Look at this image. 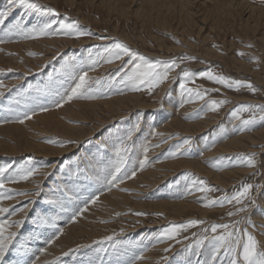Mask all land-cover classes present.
Segmentation results:
<instances>
[{
    "label": "rangeland",
    "instance_id": "obj_1",
    "mask_svg": "<svg viewBox=\"0 0 264 264\" xmlns=\"http://www.w3.org/2000/svg\"><path fill=\"white\" fill-rule=\"evenodd\" d=\"M114 1L32 0L42 8L54 9L59 15L53 17L43 12L14 8L5 19L14 21L11 29L6 28L8 32L18 22L23 23L25 29L39 28L52 21L56 22L53 28L58 29L60 22H76L78 31L86 33L78 38L75 35L57 34L28 39L15 32L6 37L2 35L3 24L0 25V35L6 37V40L0 37L3 40L0 42L7 45L3 52L6 62L0 63V80L3 79L0 81V103L11 98L13 107L17 109V113H10V119L6 122V118L0 117L1 126L7 123L22 125L24 145L26 140L33 141L40 152L44 147L66 152L59 157L53 154L56 157L52 158L37 156L24 146L16 147L21 143L16 136L0 133V169H7L3 178L8 194H12L7 216L13 217L14 223L22 221L21 225H24V214L27 215L30 209L40 210V202L57 204L61 209L64 206L66 211L69 208L66 219L58 223L63 228L75 223L81 225L78 217L95 209V215L92 213L91 218L85 217V226L88 233L96 231L98 235L90 236L86 242H79L75 250L66 252L68 256L77 255V251L86 252L87 259L93 264L96 261V264H133V261L141 264L152 249V264H211V246L205 242L202 247L196 248V241L202 238L204 229H209L207 234L211 236L212 225L234 224L236 221H244L239 227L247 228L264 248V134L260 135L261 140L257 139L256 144L247 141L246 147L219 149L222 143L233 138L252 136L264 130V122L259 120L264 112L258 109L243 112L239 118L231 115L243 105L264 107V0H234L243 5L230 9L222 5L223 9L222 0H165L167 7L171 5L173 8L187 3L186 10L190 9V13L179 14L176 7L175 11L166 15L163 23L151 12L148 13L152 2L120 0V6L113 8L114 5L111 6L109 2ZM153 4L166 12V8L161 6L163 3ZM9 7V0H0V13L7 12ZM249 7L257 12L251 13ZM114 41L126 44L152 62L175 59L179 67L170 71L167 80L151 91L144 86L132 91L126 80L132 68L127 63L129 57L112 64L101 60L95 71L91 70L93 61L100 59L104 49ZM13 46L18 48L10 49ZM43 57L45 60L42 62L39 59ZM181 57L188 59L181 60ZM12 59L18 61L17 65L23 64V69L7 62ZM239 65H243V68ZM184 71L193 74L191 80L183 78ZM206 71L229 80H239L244 85L251 84L255 91L243 86L239 89L236 86L227 87L201 77L200 74ZM84 72H88L90 81L88 95L97 98L74 99L57 107L56 102L70 94ZM97 80L99 84L95 83ZM181 83L187 89L205 93L204 98L198 99L194 95L190 98L187 92L182 94ZM128 96L137 97L138 105L141 102L142 107L149 109L141 110L137 102H131L132 106ZM115 99L117 101L114 102ZM212 101L225 103L212 111ZM79 104L82 108H79ZM122 104L125 106L122 107ZM67 108H72V111L66 112ZM25 114L31 118L25 119ZM253 115L257 123L241 131L242 121L251 119ZM19 119L24 122H17ZM198 121L208 123L203 131L185 133L181 129L183 126L180 127V124L191 125ZM97 126L98 131H95ZM67 128L71 131L68 132ZM130 133L132 138L128 140ZM82 136L84 140L79 144L78 139ZM186 140L191 143L185 145ZM121 144L129 148L127 163L118 174V179L110 183L119 159L116 151ZM145 147L149 149L146 154ZM173 152H179V157L174 158L171 155ZM145 155L147 163L141 169L140 163L145 160ZM246 156H254L255 167L240 163L239 158ZM191 162L199 166V171L194 170L196 167L193 165V168ZM213 164H217V167H212ZM28 169L38 171L28 179L20 180L21 170ZM147 171L155 172L154 176L149 178L148 174L138 180ZM223 173H228L227 180L223 179L227 185L212 179ZM9 177L18 182L9 183ZM120 177H123V182ZM192 178L205 181L213 191H188ZM245 184L253 186L250 199L254 203L245 200L243 204L247 211L229 216V212H237L241 207L235 203H225L223 207H204L208 201L230 197ZM37 190L39 195H36ZM121 192L131 196L121 209L106 200L107 196L103 197L109 194L114 198ZM178 200L190 206L180 213L169 210L168 204ZM160 204L168 208L165 206L164 210ZM106 213L108 216H105ZM16 214L20 215L16 218L13 216ZM191 220L203 223L181 230L176 239L158 241L164 229ZM107 237L113 239L107 240ZM66 253L64 257H67ZM221 260L227 264L224 257L215 264H221Z\"/></svg>",
    "mask_w": 264,
    "mask_h": 264
},
{
    "label": "snow or ice",
    "instance_id": "obj_2",
    "mask_svg": "<svg viewBox=\"0 0 264 264\" xmlns=\"http://www.w3.org/2000/svg\"><path fill=\"white\" fill-rule=\"evenodd\" d=\"M10 7L7 12L0 13V25L4 24L5 19L7 18L9 12L12 11L14 8H22L26 12H43L49 14L53 17L58 16L59 14L52 8H42L41 5L32 2V0H9ZM55 21L50 23H45L42 27L36 28H28L25 29L24 24L18 22L14 25L15 32L18 34L23 35L25 38L28 39H38L48 35H57V34H64L67 36L75 35L77 38L79 36L85 35L86 33L80 32L77 29V23H65L60 22L58 29H54L53 25ZM51 30V31H50ZM12 31V30H10ZM90 34V33H88ZM251 47V45H248ZM239 55H243V53H239ZM124 57H129L127 61L128 64L132 65L131 71L127 74L126 80L128 85L130 86V90L138 91L140 90L141 86L146 87L149 91L153 88L157 87L161 83H163L168 78V74L170 71L174 70L175 68L179 67V64L175 59L171 61H155L152 62L142 56L140 53L132 50L126 44L120 41H114L110 46L104 49V54L100 57V59L93 61L91 65V70L95 71L96 66L101 62L112 64L117 60H122ZM181 60L188 59L187 57H181ZM201 77H206L209 80H213L216 83L223 84L227 87L236 86L237 89L240 87H247L252 91H255L251 84L244 85L239 80H229L223 76H215L211 71L202 72ZM193 74L189 71L183 72V78L185 80H191ZM96 84H99L100 81H95ZM89 76L88 72H84L79 76L78 83L75 84L70 91V94L66 95V97H61L60 100L56 102L57 107L63 106L65 103H69L74 99H90V98H97L89 96L88 93L90 91L89 88ZM180 88L182 90V94L187 92L189 97L191 98L193 95L198 99H203L205 93L200 91H194L192 89H187L184 83L180 84ZM106 98V97H105ZM225 101H212L211 102V110L215 111L220 106H222ZM259 110L260 112H264V107L259 106H251V105H243L236 108L232 112V116L234 118H239L240 114L247 111H256ZM43 111H47L48 109H42ZM35 114L34 112L32 113ZM25 119H30L31 117L28 114H25ZM261 122H264V115L259 117ZM17 122L23 123L24 120L20 119ZM257 123V118L255 115L252 116L251 119L243 120L242 121V128L241 131L245 129H249L250 126ZM139 125H137V128ZM132 134L130 133L127 137L128 140H131ZM185 145L191 143L190 140H186ZM159 147V145H157ZM148 148H144L145 154L148 152ZM129 148L121 144L120 148L117 149L116 155L119 157L118 162L115 167V174L112 175L111 182H114L118 179V174L121 173L125 164L127 163V153ZM123 153V155H122ZM171 155L174 158H178L180 153L173 152ZM240 163L246 164L247 167H255V158L254 156H246L239 158ZM147 163V156L145 155V160L140 163V168L143 169L145 164ZM212 167L216 168L217 164H213ZM7 169H0V189L5 187L4 182V173ZM35 169H28V170H21L22 174L19 176L20 180L28 179L33 173ZM135 175V172L132 173ZM188 178L187 176L185 177ZM121 182H123V177H120ZM9 183H16L18 182L17 179L9 177ZM251 184H245L241 188V190L236 191L233 195L224 196L219 200H211L204 204V207H212L215 205H219L223 207L225 203L240 205L237 209V212H229V216H233L238 214L239 212H245L247 209L243 206L245 200H249L250 203H254L250 199V194L252 191ZM196 190L202 193H207L213 191V189L206 186L205 181L192 178L191 183L188 187V191ZM24 195H28L24 193ZM39 195V192L36 193ZM3 198L11 199V196H6L5 193H0V200ZM94 202V201H93ZM8 209L0 208V215L7 213ZM203 223V221L191 220L188 221L186 224L179 225V226H171L169 228L164 229L160 237H158V241L161 239L173 240L176 239L177 235L181 230H187L190 227H195L198 224ZM244 223V221H236L234 224H215L212 225L210 228L211 233L213 235L209 236L207 233L209 229H204V235L201 239L196 241V248L202 247L205 242H207L212 249L211 254V264H215L217 260L221 257L226 258L227 264H264V248L261 247L260 242L256 239V237L247 230V228H241L239 225ZM22 224V221H17L14 224L9 223L7 220L0 221V262L4 260L5 254L8 251L9 246L11 245L12 241L15 239L16 233L8 231L12 227L19 228ZM220 230V231H218ZM107 240H112V237H107ZM191 247V246H189ZM168 251V249H165ZM166 259V258H165ZM135 264V261H133ZM221 264H223V260H221Z\"/></svg>",
    "mask_w": 264,
    "mask_h": 264
},
{
    "label": "bare ground",
    "instance_id": "obj_3",
    "mask_svg": "<svg viewBox=\"0 0 264 264\" xmlns=\"http://www.w3.org/2000/svg\"><path fill=\"white\" fill-rule=\"evenodd\" d=\"M148 3H151V10L149 9L148 13L151 12L152 15H155L153 17H155L156 19L158 20H161L160 22L163 23V20L165 22L166 20V15H170L173 11H175L176 7H178V12H180L179 14L181 13H190V9L189 10H186L188 4H178L177 6H175L174 8L170 6L167 7L166 5V2L165 0H147ZM167 1V0H166ZM215 1V0H214ZM221 1V0H220ZM153 2H159V3H163L164 5H161V6H164L166 8V12H162L160 7L158 5H154ZM213 2V1H210V3ZM221 6L224 5L226 8H234V7H240L243 5V3H237L235 2L234 0H222L221 1ZM191 3V2H190ZM217 3V2H216ZM109 4L111 6L114 5L113 8H117V6H120V0H116V2L114 1L113 3H110ZM158 4V3H157ZM7 5V4H6ZM108 5V3H107ZM108 5V6H110ZM110 6V7H111ZM207 6V5H206ZM254 7V5H252ZM258 6V5H257ZM158 7V8H157ZM223 7V6H222ZM263 7V6H262ZM173 8V9H172ZM119 9V8H118ZM122 10L124 8H121ZM120 9V10H121ZM172 9V10H171ZM224 9V7H223ZM222 9V10H223ZM251 13H255L254 9L252 7H249ZM24 10V9H23ZM115 11V9H114ZM129 11V10H128ZM139 12V11H138ZM223 12V11H222ZM230 12V11H229ZM257 12V11H256ZM124 13V12H123ZM188 13V14H189ZM252 14V16H253ZM258 14H261L258 12ZM29 15V14H28ZM228 15V14H227ZM137 16V15H136ZM192 16V15H191ZM160 17H163V18H160ZM254 17V16H253ZM183 20V19H182ZM13 19H11L10 21H6L5 20V23L3 24V30H2V35L4 36H8V35H13V33L15 32V29L13 28L12 31L8 32L7 30L8 29H11L12 26H13ZM167 22V21H166ZM38 27V26H37ZM8 28V29H6ZM13 32V33H11ZM11 33V34H9ZM16 33V32H15ZM1 37V35H0ZM5 37V38H6ZM11 37V36H9ZM19 37V36H18ZM2 39H5L3 38V36L1 37ZM21 38V37H20ZM0 39V40H2ZM10 39V38H8ZM7 39V40H8ZM18 39V38H17ZM6 40V39H5ZM4 40V41H5ZM12 40V39H10ZM22 40V39H21ZM3 41V40H2ZM14 41V40H13ZM55 41V40H54ZM23 42V41H22ZM21 42V43H22ZM2 42H0L1 44ZM5 43V42H3ZM2 43V44H3ZM9 43V42H8ZM13 43V42H12ZM15 43V42H14ZM16 43H17V40H16ZM56 42H51V44H55ZM107 43V42H106ZM1 44V47H0V63H4L6 62V60L3 59L4 57V51H6L5 49L7 45H2ZM7 44V43H6ZM18 44V43H17ZM24 43H22V45H24ZM33 44V43H32ZM39 44V43H37ZM30 46V45H29ZM18 47L21 48V46L18 45ZM18 47H11L10 49H15V48H18ZM47 51H51V49H47ZM54 53V52H53ZM17 59V58H16ZM16 59H12V60H8L7 62L11 65L12 63L15 65H17L18 61H16ZM40 61H44L45 60V57L43 58H40L39 59ZM12 64V65H13ZM240 68H243V65H239ZM17 67L19 69H23V64L21 65H17ZM105 69V68H104ZM107 69V68H106ZM114 69V68H113ZM101 70V69H100ZM108 70V69H107ZM112 71V70H111ZM104 72V71H102ZM91 74V73H90ZM94 74V73H93ZM246 77V76H245ZM250 77V76H249ZM22 78V77H21ZM3 80V79H2ZM0 80V81H2ZM21 82V81H20ZM258 83V82H257ZM17 85V84H16ZM19 85V84H18ZM21 85V84H20ZM67 94V93H66ZM2 96V95H1ZM135 97V96H134ZM155 97V96H154ZM7 98V97H6ZM127 98V97H126ZM128 101L130 102H137L136 105L141 109H149V107H142L141 106V102H140V105H138V98L135 97V98H130L128 96ZM11 98H9L7 101L5 102H2L0 103V117H4L6 118V120H4L2 118V120H4L5 122L7 120L10 119V113L14 114V113H17V109L13 107L12 105V101L10 100ZM17 99V98H16ZM21 100V99H20ZM26 100V99H25ZM125 100V98H124ZM122 100V101H124ZM160 100V99H159ZM98 101V100H97ZM117 101L116 99L114 100V102ZM154 101V100H153ZM125 102V101H124ZM160 102V101H159ZM19 103H21L19 101ZM98 103V102H97ZM106 103V102H105ZM109 103V102H108ZM121 103V102H120ZM128 103V102H127ZM75 104V103H74ZM100 104V103H98ZM114 104V103H113ZM118 104H119V100H118ZM110 105V104H108ZM124 107L125 105L122 104ZM132 105V104H131ZM142 105H145L144 103ZM170 105V104H169ZM18 106V105H17ZM81 105L79 104V108H82L80 107ZM111 106H114L115 105H111ZM120 106V105H119ZM133 106V105H132ZM149 106V105H148ZM96 107V106H95ZM110 107V106H109ZM118 107V106H117ZM127 107V105H126ZM27 108V107H26ZM107 108V107H106ZM106 108L104 110H106ZM111 108V107H110ZM116 108V107H115ZM176 108V107H175ZM19 109V108H18ZM22 109V108H21ZM109 109V108H108ZM113 109V107L111 108V110ZM165 109V108H164ZM163 109V110H164ZM111 110L109 112H111ZM114 110V109H113ZM22 111V110H21ZM20 110H18V112H21ZM61 111V109H60ZM66 112H69V111H72V108H67L65 110ZM100 111H103V110H100ZM132 111V110H131ZM165 111V110H164ZM24 112V111H23ZM95 112V111H94ZM105 112V111H104ZM163 112V111H162ZM185 112V111H184ZM22 114V113H21ZM100 114V112L98 113ZM103 114V113H102ZM112 114V113H111ZM19 115V114H18ZM23 115V114H22ZM168 115V114H167ZM17 116V115H16ZM20 116V115H19ZM100 116V115H98ZM102 116V115H101ZM56 117V116H55ZM76 117V115H75ZM126 117V116H125ZM12 118V117H11ZM15 118V117H14ZM21 118V117H20ZM58 118V117H57ZM101 118V117H100ZM124 118V117H123ZM115 119V118H114ZM208 119V118H207ZM20 120V119H19ZM58 120V119H57ZM104 122V121H102ZM199 122V121H198ZM213 122V121H212ZM106 123V122H105ZM109 123V122H108ZM171 123V122H170ZM13 124V123H12ZM101 124V123H100ZM191 124V123H190ZM208 123L203 121V122H199V123H196V124H191V125H185V124H180V127L183 126V128L181 129H184L183 132L185 133H188V132H192L194 133L193 131H200L203 129H205V126L207 125ZM212 124V123H211ZM62 125V124H60ZM103 125V124H102ZM211 126V125H210ZM4 127V128H3ZM23 126H19V125H9L8 123L6 124V126H1L0 124V133H4V134H11V135H14L16 136V138H19L21 140V143L18 144L16 147H19V148H22L24 146L25 149H27L28 151L30 152H33V153H36L37 156H46V157H56L54 156L55 154H58V157L59 156H64L66 154L65 151L63 150H58L56 151L55 149L52 148H43V151H38L37 148L39 147L37 144H35L33 141L31 142L30 140H26L25 141V145L23 143V130L21 129ZM97 129L95 131H98V126L96 127ZM207 129V128H206ZM67 131H71L70 128H67ZM161 131V130H160ZM177 131V130H176ZM201 131V132H202ZM170 133V132H169ZM264 134V130L260 133H256L255 135H252V136H240V137H237V138H233L227 142H224L221 144V146H219V149H224L226 150L227 148H236L237 146H245L246 147V143L248 141V143H257V139H260V135H263ZM163 135V134H162ZM250 135V134H249ZM74 136H77V134H75ZM83 136H85L83 134ZM83 136L80 137L78 139L79 144L82 143V141L84 140L83 139ZM92 136V135H91ZM143 136V135H142ZM146 136V135H145ZM184 136V135H183ZM88 137V136H87ZM179 137V136H178ZM77 139V138H76ZM181 139V138H180ZM90 140V139H89ZM179 140V139H178ZM119 141V140H118ZM78 143V142H77ZM255 143V144H256ZM260 143V142H259ZM0 144H1V141H0ZM76 145V144H75ZM78 146V145H76ZM77 148V147H76ZM70 150V149H69ZM228 150H231V149H228ZM255 149H253L254 151ZM20 153V152H19ZM22 153V152H21ZM28 153V152H27ZM69 153V152H68ZM159 153V152H158ZM54 154V155H53ZM77 154V153H76ZM258 154V153H257ZM153 155V154H152ZM204 155H207V154H204ZM213 155V154H212ZM12 157V156H11ZM75 157V156H74ZM8 161V160H7ZM69 161V160H68ZM2 162V161H1ZM10 162V161H9ZM176 162H174V165H175ZM180 163V162H179ZM178 163V164H179ZM1 164V163H0ZM187 164V162H186ZM192 164V162H191ZM197 164V163H196ZM17 165V164H16ZM55 165V164H54ZM104 165V164H103ZM171 165V164H170ZM173 165V164H172ZM194 164H192L191 166H193ZM167 166V165H166ZM178 166V165H177ZM181 166V165H180ZM195 166V165H194ZM193 166V168H194ZM52 167L53 164H52ZM176 167V166H175ZM179 167V166H178ZM183 167V166H181ZM184 167H186L184 165ZM196 167V166H195ZM17 168V167H16ZM157 168V167H156ZM154 167V169H156ZM192 168V169H193ZM158 169V168H157ZM160 169V168H159ZM194 170H198L199 171V166H197L196 168H194ZM155 171V170H154ZM157 171V170H156ZM15 173V172H14ZM149 174V178L151 176H154L153 174H155V172H150V171H147V173L143 174L140 176V179L138 178V180H141L144 178V176H147ZM152 174V175H150ZM158 174V173H157ZM226 176H228V173H223V174H220V175H215L214 177H212V179L214 178V181L217 182V183H221V184H224V185H227V179H226ZM166 177V176H164ZM163 177V178H164ZM226 179L225 181L223 179ZM154 179V178H153ZM5 181V179H4ZM150 181V180H149ZM140 182V181H139ZM159 182V180L157 181ZM161 182V181H160ZM137 183V181H136ZM216 183V184H217ZM38 184V183H37ZM214 184V183H213ZM39 185V184H38ZM37 185V186H38ZM150 185V184H149ZM36 186V187H37ZM218 186V185H217ZM6 187V185H5ZM2 188L0 189V193H5L6 196H10L12 194H8L9 191L7 192V188ZM39 187V186H38ZM36 189V188H35ZM39 189V188H38ZM111 189V188H110ZM32 190V189H31ZM95 190V189H94ZM111 190H114L113 188ZM186 191V190H185ZM38 192V190H37ZM53 192V191H52ZM107 192V191H106ZM42 193V192H41ZM78 193V192H77ZM109 193V192H108ZM71 194V193H70ZM87 196V195H86ZM104 196H107L105 199L108 200L111 204L114 205V207H117V209H121L122 206L125 205V203L129 202L130 201V197L129 195H126L124 194L123 192L119 193L118 195H116V197H112L107 194V195H103ZM14 197V196H13ZM12 197V198H13ZM110 197V198H109ZM85 198V197H84ZM61 199V198H60ZM181 199V198H180ZM186 199V198H185ZM14 200V199H13ZM183 200H181V202H176L174 204H168V206L170 207L169 210L173 211V212H176V213H180L182 212V210L184 209V211L186 210L185 208L187 206H190L189 203H184L182 202ZM12 202V201H11ZM10 200L8 198H3L2 200H0V208H8L7 206L11 207V203ZM56 202V201H55ZM58 202V201H57ZM56 202V203H57ZM76 202V201H75ZM187 202V201H186ZM31 203V202H30ZM38 203V202H37ZM54 203V202H52ZM63 202H61L62 204ZM169 203V202H168ZM10 204V205H9ZM51 204V203H50ZM60 204V203H58ZM77 205V204H76ZM82 205V204H81ZM128 205V204H127ZM162 205L161 207L166 210L167 205L165 204H160ZM16 206V205H15ZM31 206V204H30ZM40 210L37 209H30L31 211L26 215V213L24 214V218H25V222H24V225H21L19 228H16V227H13L14 229H9L8 231L10 232H15L16 233V236H15V239L12 241L11 245L9 246L8 248V251L6 252L5 254V257H4V260L2 262H0V264H93V262H91L89 259H87V256H86V252H80L77 251V255H67V250H75V246L78 245L79 242H86L90 236H93L95 237L96 235H98V233L95 231V232H91L88 233V229L87 227L85 226V222H87L85 219V217H90L91 218V214L94 213L93 210H90L91 212L88 213V211L84 212L81 214V217H78L80 218L81 220V225H78V223L73 226H69V225H66V226H63V228H61V226H58V223H61L62 221H64L66 218V214L70 213L68 212V209L67 208V211L64 210V206H63V210L59 207H57V204L55 205H47L44 203H41L40 202V205H38ZM166 206V208H165ZM68 207V206H67ZM160 209L161 207L158 206ZM30 207H28L27 209H29ZM193 208V207H191ZM190 208V209H191ZM91 209V208H90ZM76 210V209H75ZM89 210V209H88ZM74 212V210H73ZM76 212V211H75ZM41 213H43L41 215ZM98 214H100L101 212H96ZM104 213V212H103ZM109 213V212H108ZM11 215V214H10ZM20 214H16V215H13L15 216L16 218L19 216ZM41 215V216H40ZM75 215V214H74ZM77 215V214H76ZM95 215V213H94ZM102 215V214H101ZM105 215V214H104ZM110 215V213H109ZM105 216H108V214L106 213ZM12 217V216H11ZM73 217V216H72ZM13 218V217H12ZM12 218H10V216H7L6 213L0 215V221L2 220H7L8 222H11L12 224H14ZM22 218V219H24ZM106 218V217H105ZM70 222H72L70 220ZM65 223V222H64ZM79 223V224H80ZM99 232V231H98ZM87 233V234H86ZM84 234H86V237H84ZM79 240V241H78ZM85 248V247H84ZM152 248V247H151ZM153 250V249H152ZM150 251L148 252V255L146 257V255H144V257H146L144 259V261L141 263V264H152L153 262H151V259L153 260L154 258L153 257V251ZM64 253H66L67 257H64ZM71 253V252H70ZM79 253V254H78ZM121 254V253H120ZM95 256V255H94ZM90 258V257H89ZM91 259V258H90ZM94 259V258H93ZM92 260V259H91ZM95 260V259H94ZM124 260V259H123ZM93 261V260H92ZM96 261V260H95ZM110 261V260H109ZM97 262V261H96ZM95 262V264H96ZM100 263V262H99ZM112 263V262H111ZM125 263V262H124ZM113 264V263H112ZM118 264V263H117Z\"/></svg>",
    "mask_w": 264,
    "mask_h": 264
}]
</instances>
